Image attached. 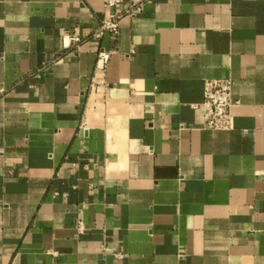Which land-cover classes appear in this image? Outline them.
Wrapping results in <instances>:
<instances>
[{"label": "crops", "instance_id": "1", "mask_svg": "<svg viewBox=\"0 0 264 264\" xmlns=\"http://www.w3.org/2000/svg\"><path fill=\"white\" fill-rule=\"evenodd\" d=\"M130 2L0 0V264H264V0Z\"/></svg>", "mask_w": 264, "mask_h": 264}, {"label": "built area", "instance_id": "2", "mask_svg": "<svg viewBox=\"0 0 264 264\" xmlns=\"http://www.w3.org/2000/svg\"><path fill=\"white\" fill-rule=\"evenodd\" d=\"M107 8L113 10L114 16L106 20L94 32L93 37L101 38L106 32L110 31L119 35V23L125 17H134L142 13V6L130 2L124 8L126 0H105ZM86 40L72 35L71 42L74 47H79ZM99 62L106 68L110 60V54L101 51L98 55ZM232 82L229 80H214L206 82L205 100L203 104L205 112V128L210 131H227L232 127ZM118 257L122 258L121 255Z\"/></svg>", "mask_w": 264, "mask_h": 264}]
</instances>
